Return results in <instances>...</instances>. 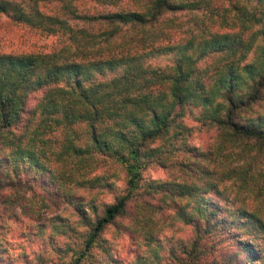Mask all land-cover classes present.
<instances>
[{
  "label": "trees",
  "instance_id": "obj_1",
  "mask_svg": "<svg viewBox=\"0 0 264 264\" xmlns=\"http://www.w3.org/2000/svg\"><path fill=\"white\" fill-rule=\"evenodd\" d=\"M1 16L57 39L49 51H0L1 220L36 210L27 176L50 156L71 171L63 186L98 191L112 185L97 173L112 162L126 192L101 216L65 196L87 226L80 249L61 236L67 264L92 257L131 201L130 232L158 224L164 205L193 229L186 240L139 234L161 249L154 264H213L216 251L264 264V214L247 204L264 206V0H0ZM211 130V150L189 143ZM154 164L172 175L147 180ZM225 238L237 250L216 244Z\"/></svg>",
  "mask_w": 264,
  "mask_h": 264
},
{
  "label": "rangeland",
  "instance_id": "obj_2",
  "mask_svg": "<svg viewBox=\"0 0 264 264\" xmlns=\"http://www.w3.org/2000/svg\"><path fill=\"white\" fill-rule=\"evenodd\" d=\"M0 22L1 52L49 51L57 42L56 36L46 35L28 26L15 24L8 21L4 16H1ZM254 58L255 55L251 52L248 55V60L252 61ZM35 101L36 99H33L30 104L33 105ZM188 122L190 125L195 123L191 119H188ZM214 141V130L196 131L189 139L191 145L202 150L206 148L211 150ZM52 159L53 156H50L48 161H45L41 156L40 160H44V168L33 166L30 173L34 177L27 176L29 187L31 186L28 196L32 198L26 200L25 205L28 208L34 207L36 210L29 212V214L20 212L18 217L0 219V264H67L74 251L66 253L67 250L64 247L66 244L63 243L67 238L64 239L61 236L68 232L77 241L73 248L80 249L83 243H81L79 236L85 234L87 230V226L79 221L80 215L75 209L76 205L72 202H81L83 207L87 209L88 216L92 219L96 215L101 216L105 207L112 203L115 197L126 192L127 175L118 164L105 162L97 171L99 175L104 172L108 174L107 182L112 184L101 187L98 191L87 187V182L83 183L86 186H78L74 182L63 186L64 180L63 182L59 181L60 178L64 176L65 181L69 182L73 178L69 175L71 171L63 170L61 164L57 161L52 162ZM144 175L147 180L167 179L172 173L169 169L154 164L145 170ZM173 177H176V172ZM68 194H71L72 202H68L65 198ZM212 197L216 198L214 194ZM152 202L158 204L157 199L152 200ZM247 204L251 209L264 214V206L260 200L249 198ZM164 206L161 213H156L158 224L150 228L155 227L157 231L160 230L157 232L158 235L164 234L168 237L173 235L174 239L179 237L186 240L193 234L192 227L177 222L175 209H172V206ZM135 209L136 205L131 201L128 206L129 213L118 218L114 226H108L105 229L100 239L101 245L93 250L92 257H87L83 264H103V261L105 264H154L152 258H156V256L153 257L155 252L161 254V249L156 245H147L139 235L149 232L150 228L149 230L138 228L137 231L130 232L125 227L129 226L128 228L131 230L134 226H130V222L134 224L138 222ZM18 213L19 210L16 214ZM67 227H71V229ZM68 242L72 241L68 240ZM219 242L216 244L223 245L222 247L227 246L230 252L237 250L233 239L225 238ZM59 245L63 252L57 249ZM141 256H143L142 259ZM230 257L229 252L220 254L216 251L208 260L212 261L213 264L226 263ZM138 258L140 261H136ZM231 258L230 264H235ZM94 260H97L98 263ZM115 260L116 263H114Z\"/></svg>",
  "mask_w": 264,
  "mask_h": 264
}]
</instances>
